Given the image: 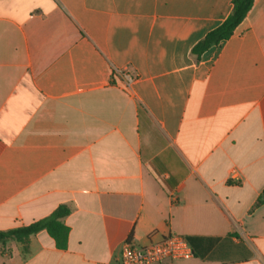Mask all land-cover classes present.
<instances>
[{"label":"crops","instance_id":"0c3cea01","mask_svg":"<svg viewBox=\"0 0 264 264\" xmlns=\"http://www.w3.org/2000/svg\"><path fill=\"white\" fill-rule=\"evenodd\" d=\"M0 0V264H116L177 233L179 264H264V0ZM131 77L130 86L126 78Z\"/></svg>","mask_w":264,"mask_h":264},{"label":"trees","instance_id":"16d2710c","mask_svg":"<svg viewBox=\"0 0 264 264\" xmlns=\"http://www.w3.org/2000/svg\"><path fill=\"white\" fill-rule=\"evenodd\" d=\"M254 0H233V10L228 18L217 28L210 31L192 49V53L200 58L210 48L218 46L222 41L229 39L236 28L244 21L252 9ZM264 202V192L258 199L257 205ZM70 214L66 206H60L50 216L34 222L27 226H22L7 231L0 230V244L10 240L22 243L24 251H27V244L31 236L46 230L55 240L59 247H65L69 228L62 222V219Z\"/></svg>","mask_w":264,"mask_h":264},{"label":"built area","instance_id":"2783aa9c","mask_svg":"<svg viewBox=\"0 0 264 264\" xmlns=\"http://www.w3.org/2000/svg\"><path fill=\"white\" fill-rule=\"evenodd\" d=\"M133 79L126 78L128 86ZM194 257L193 249L187 238L171 233L147 246H136L127 240L116 264H179Z\"/></svg>","mask_w":264,"mask_h":264},{"label":"rangeland","instance_id":"374dc122","mask_svg":"<svg viewBox=\"0 0 264 264\" xmlns=\"http://www.w3.org/2000/svg\"><path fill=\"white\" fill-rule=\"evenodd\" d=\"M180 263V262H179Z\"/></svg>","mask_w":264,"mask_h":264}]
</instances>
